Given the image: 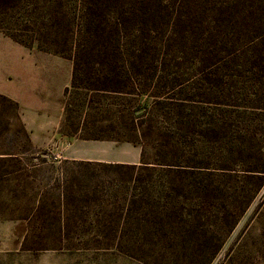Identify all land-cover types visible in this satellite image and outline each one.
Listing matches in <instances>:
<instances>
[{"label":"trees","instance_id":"trees-1","mask_svg":"<svg viewBox=\"0 0 264 264\" xmlns=\"http://www.w3.org/2000/svg\"><path fill=\"white\" fill-rule=\"evenodd\" d=\"M0 31L25 47L66 56L72 85L82 66V92L144 93L151 99L143 109L149 122L177 118L175 131L162 132V155L151 167L142 156L139 165L104 164L146 174L128 201L120 199L116 224L97 226V235L132 257L143 250L140 241L165 249L193 228L203 236L186 242L201 254L193 264H210L221 244L208 248L211 239L198 229L200 209L229 192L225 178L244 165L234 161L264 158V0H0ZM6 103L17 108L0 95V105ZM244 172L259 180L258 190L264 163ZM184 191L193 195L185 214L178 207Z\"/></svg>","mask_w":264,"mask_h":264},{"label":"rangeland","instance_id":"rangeland-1","mask_svg":"<svg viewBox=\"0 0 264 264\" xmlns=\"http://www.w3.org/2000/svg\"><path fill=\"white\" fill-rule=\"evenodd\" d=\"M65 57L36 45L25 47L0 31V89L17 92L28 125L41 128L30 134L20 123L18 104L17 108L0 105V264H164L167 258L175 264H193L201 254L186 242L203 239L193 228L191 235L166 243L165 249L155 241H140L137 248L143 250L132 257L118 251L116 244L112 246L111 238L108 243L97 235V226L116 224L113 211L123 204L122 197L129 200L137 178L142 179L146 172L60 158L70 152V146L77 151L79 144L84 149L91 142L126 144L140 148V161L151 167L162 155V132L165 128L175 131L177 118L162 115L161 120L149 122L143 109L151 99L144 93L82 92V66L76 70L75 87L71 78L64 94L57 89L53 94L38 91V84L47 80L56 85L67 83L69 74L73 75V62ZM46 65L53 66L52 79L42 71L49 69ZM38 117L48 119L47 123L38 124ZM60 135L66 136L62 139ZM245 160L234 161L244 165H235L236 171L225 178L229 192L205 201L204 213L200 209L204 225L198 229L211 239L208 248L213 242L221 244L210 264H264V181L257 190L259 180L244 176L247 167L256 163L259 167L264 158ZM175 184L180 186L176 180ZM184 194L178 207L185 214L192 207L193 195ZM82 225L88 228L82 230ZM89 228L92 230L85 232Z\"/></svg>","mask_w":264,"mask_h":264},{"label":"crops","instance_id":"crops-1","mask_svg":"<svg viewBox=\"0 0 264 264\" xmlns=\"http://www.w3.org/2000/svg\"><path fill=\"white\" fill-rule=\"evenodd\" d=\"M49 67V69L42 70L44 73H46L47 78L49 76H52L54 74L53 70L50 69L53 67L52 65H46ZM53 77H49V79H52ZM71 78L72 74L68 76L67 83L64 84H55L54 81H46V84H38V91L41 89L45 91L47 94L51 92L52 94L57 89L60 91L61 94H64V91H68L70 89L71 84ZM17 93V92H16ZM15 92H8L5 91L3 88L0 89V95H3L13 101L14 103L18 104L20 108V114L19 119L20 123L22 125L24 124L26 129L30 132H35L37 129H41L39 127H31L28 125L27 121L25 120L24 116L26 115V111L24 110L23 105V99L21 96L16 94ZM38 124H44L47 123L48 119L38 117L36 120ZM62 121V120H61ZM46 130H49V128H46ZM62 139H64V136L66 135H60ZM35 137V136H32ZM33 141V138H32ZM60 142H63L60 141ZM74 145V144H73ZM89 146H86L87 149H84V146L82 144H79V148L77 151L75 149H72L73 147H67L68 150H70L69 153L63 154V156L60 158L62 161H70L74 163H84V164H128V165H138L141 160V151L140 148L137 146H130V145H116V144H97V143H88ZM67 146V145H66ZM69 146V145H68Z\"/></svg>","mask_w":264,"mask_h":264}]
</instances>
